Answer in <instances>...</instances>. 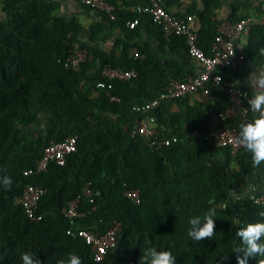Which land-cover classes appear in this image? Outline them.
Instances as JSON below:
<instances>
[{
	"label": "trees",
	"instance_id": "obj_1",
	"mask_svg": "<svg viewBox=\"0 0 264 264\" xmlns=\"http://www.w3.org/2000/svg\"><path fill=\"white\" fill-rule=\"evenodd\" d=\"M117 1L109 0L117 16L116 21L108 19L111 22L120 19ZM1 2L0 264H21L23 252L35 254L43 264H58L69 253L78 255L83 264H139L150 248L170 251L176 264H237L235 249L242 245L236 232L248 223L264 222L258 215L264 205L254 204L253 198L236 200L235 185L239 181L247 184L253 171L263 180L264 163L253 167L250 156L247 167L237 169L248 151L234 154L231 148L215 147L207 140L209 120L218 119L227 108V95L219 88L211 89L217 102L212 112L198 102L190 105L187 99L175 101L181 103L179 112L172 111L175 102L162 103L151 116L163 136L176 141L153 150L143 140L129 136L136 116L134 106L156 98L168 84L166 73L154 66L148 55L134 59L125 47L121 60L100 56L97 64L94 54L79 71L67 70L62 62L73 43L88 48L79 38L80 26L74 20L56 17L54 0ZM137 17L139 25L145 19L156 24L147 15H132L129 20ZM199 17L205 25L198 31L199 47L210 55L221 22L213 21L210 12ZM248 40L243 67L248 61L264 66L260 51L264 49V22L253 24ZM169 41H178L187 52L183 38ZM106 65L139 73L130 82L107 81L120 103L111 102L107 91L97 87ZM243 67L221 72L246 94L249 115L233 122L238 127L256 118L247 102L249 83ZM72 135L79 138L78 148L65 166L51 163L46 172L24 175L35 168L47 145ZM4 176L12 180L10 190L2 183ZM88 182L98 194L94 205L82 195ZM28 185L47 190L36 211L40 220L30 219L25 209L15 204ZM127 190L139 191L140 205L125 197ZM78 197L85 217L77 222V228L104 233L112 222L122 223L116 248L108 251L102 262L94 260L85 241L67 235L71 225L63 209ZM230 197L234 199L232 208L221 209L220 202ZM210 208L216 210L215 235L194 241L187 235L189 220L203 218ZM260 259L264 257L249 258L248 264H258Z\"/></svg>",
	"mask_w": 264,
	"mask_h": 264
},
{
	"label": "built area",
	"instance_id": "obj_2",
	"mask_svg": "<svg viewBox=\"0 0 264 264\" xmlns=\"http://www.w3.org/2000/svg\"><path fill=\"white\" fill-rule=\"evenodd\" d=\"M82 5L95 12L106 15L111 21H116V9L109 0H77ZM167 0H142V3L135 7L139 16L147 15L154 23L160 26L162 35L169 40L173 37L183 38L187 47L188 55L201 65V69L183 80H171L159 95L143 104L134 106L136 114L130 126V138L143 140L153 150H160L170 146L176 138L164 137L162 130L156 125L151 116L152 112L164 102H175L176 100L187 99L188 102H197L200 96H210L211 89L219 88L227 95L229 105L219 114L218 119H210L208 123L207 140L215 147L231 148L233 153L247 151L238 143L239 127L233 122L238 119H246L249 115V108L245 103V91L232 78L224 77L222 71H235L243 67L245 54L237 48L238 43L251 33L254 22L251 19H239L235 22H221L216 29V36L211 43L210 55L199 47V32L196 26L197 19L193 15L185 19L174 17L165 7ZM261 22H264V7L262 8ZM137 18L127 24L130 29L139 25ZM129 55L134 59L143 60L145 56L135 47L129 49ZM93 55L74 42L69 56L62 62L67 70L79 71L85 63L91 62ZM139 73L135 69L124 70L122 68L106 65L101 71L102 80L97 87L105 89L111 102L120 103V98L111 94L112 84L107 81L130 82L138 78ZM78 136L72 135L61 142H51L44 148L41 159L34 169L25 171V176L46 172L51 163L58 166H65L68 156L77 151ZM47 190L39 186L28 185L21 196L17 197L15 204L25 209L27 216L32 220H40L42 217L36 215L39 201L46 194ZM83 197L90 205L96 203L98 194L93 190L92 183L84 186ZM135 205L141 204V197L138 190H127L124 193ZM82 198L78 197L69 201L63 209L64 216L69 220L71 227L67 235L85 241L91 247L94 260L102 262L108 251L115 249L122 232V223L114 221L104 233H99L85 228H77V222L85 217L80 211ZM256 205H264V194L253 197Z\"/></svg>",
	"mask_w": 264,
	"mask_h": 264
},
{
	"label": "crops",
	"instance_id": "obj_3",
	"mask_svg": "<svg viewBox=\"0 0 264 264\" xmlns=\"http://www.w3.org/2000/svg\"><path fill=\"white\" fill-rule=\"evenodd\" d=\"M57 4L55 11L56 17H62L68 20H74L79 26V38L81 42L88 47L94 54L97 64L100 56H108L113 60H121L124 55V48H137L145 56L147 55L153 61L154 66L160 67L166 73V82L171 80H183L201 69V65L192 59L184 47L178 41L173 44L170 39L163 37L158 25L153 24L146 19L134 30L130 29L127 24L131 22L129 18L132 15H138L131 0L117 1V7L120 11L118 22L109 21L99 12L85 8L77 0H54ZM165 7L176 18L185 19L189 15L196 17V26L198 31L204 28V23L200 20L199 15L204 12H210L212 20L216 22L233 21V19H251L254 23L261 22L260 16L264 7V0H167ZM2 2L0 0V18L2 19ZM138 18V17H137ZM136 18V19H137ZM139 19V18H138ZM248 37L243 38L237 45L239 51L245 52L248 49ZM131 57V56H130ZM246 80H248L247 102L254 95V89L250 82L249 73L264 69L255 62L248 61V65L243 67ZM174 78V79H173ZM203 105L209 112L214 111L217 102L214 97L200 96L197 101ZM189 102L190 105L195 103ZM180 102L172 104V111L179 112ZM187 108V107H186ZM257 116V114H256ZM188 141V139H185ZM251 153L243 155L241 164L237 169L247 167L250 162ZM235 196L241 200L252 199L259 193H264V179L260 180L255 171L252 172L247 184L242 181L235 185ZM238 200V199H236ZM232 197L220 202L218 205L223 210H230L233 206ZM227 209L225 205L227 206Z\"/></svg>",
	"mask_w": 264,
	"mask_h": 264
},
{
	"label": "clouds",
	"instance_id": "obj_4",
	"mask_svg": "<svg viewBox=\"0 0 264 264\" xmlns=\"http://www.w3.org/2000/svg\"><path fill=\"white\" fill-rule=\"evenodd\" d=\"M264 54V49L260 50ZM250 82L254 89V95L249 99L250 110L257 114L251 121L241 123L238 133V143L251 153L253 167L264 163V69L249 73ZM6 189L11 188L12 180L8 176L2 178ZM239 199V196H235ZM264 217V211L258 213ZM215 208H210L203 218L195 216L189 220L190 229L187 235L194 241L210 240L216 232L214 217ZM236 236L240 239L241 245L235 249L237 264H248L249 258L264 257V222L248 223L237 230ZM21 264H43L35 254L23 252ZM58 264H83L81 258L75 253H69L67 259H60ZM139 264H176V259L170 251H157L155 248L148 249L139 260ZM258 264H264L260 259Z\"/></svg>",
	"mask_w": 264,
	"mask_h": 264
},
{
	"label": "rangeland",
	"instance_id": "obj_5",
	"mask_svg": "<svg viewBox=\"0 0 264 264\" xmlns=\"http://www.w3.org/2000/svg\"><path fill=\"white\" fill-rule=\"evenodd\" d=\"M225 207H226L227 209H230V208H228V204H227V206L225 205Z\"/></svg>",
	"mask_w": 264,
	"mask_h": 264
}]
</instances>
